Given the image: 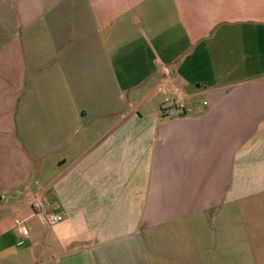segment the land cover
I'll use <instances>...</instances> for the list:
<instances>
[{
  "label": "crops",
  "instance_id": "0c3cea01",
  "mask_svg": "<svg viewBox=\"0 0 264 264\" xmlns=\"http://www.w3.org/2000/svg\"><path fill=\"white\" fill-rule=\"evenodd\" d=\"M0 264H264V0H0Z\"/></svg>",
  "mask_w": 264,
  "mask_h": 264
},
{
  "label": "built area",
  "instance_id": "2783aa9c",
  "mask_svg": "<svg viewBox=\"0 0 264 264\" xmlns=\"http://www.w3.org/2000/svg\"><path fill=\"white\" fill-rule=\"evenodd\" d=\"M177 98H175V97H170V96H167L166 98H165V101H164V103H166L165 104V106L168 108H179V109H184V106L183 105H178L177 106ZM206 103H204V105H205ZM43 217L45 218V221H47V223H49V224H55V223H58L59 221H61L62 220V216L61 215H56V214H52V215H50V214H43Z\"/></svg>",
  "mask_w": 264,
  "mask_h": 264
},
{
  "label": "rangeland",
  "instance_id": "374dc122",
  "mask_svg": "<svg viewBox=\"0 0 264 264\" xmlns=\"http://www.w3.org/2000/svg\"><path fill=\"white\" fill-rule=\"evenodd\" d=\"M170 96V95H169ZM172 97V96H171ZM160 99V98H159ZM166 104V103H165ZM163 105H164V103H163ZM179 109V108H178Z\"/></svg>",
  "mask_w": 264,
  "mask_h": 264
}]
</instances>
